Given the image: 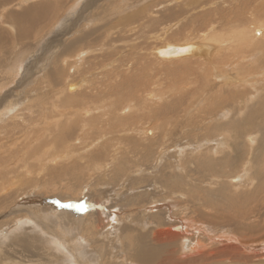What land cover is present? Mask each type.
Masks as SVG:
<instances>
[{"label":"rangeland","instance_id":"374dc122","mask_svg":"<svg viewBox=\"0 0 264 264\" xmlns=\"http://www.w3.org/2000/svg\"><path fill=\"white\" fill-rule=\"evenodd\" d=\"M42 2L50 10L32 25L0 19V264H190L210 252L195 263L257 264L202 230L264 235L241 232L264 227V169L245 138L264 143L253 125L264 126V34L250 33L264 0H0V12ZM187 42L199 50L189 58L154 53ZM226 112L243 135L219 129ZM219 137L231 148L217 157ZM178 219L206 250L182 259L169 234L158 238L182 233Z\"/></svg>","mask_w":264,"mask_h":264},{"label":"bare ground","instance_id":"6f19581e","mask_svg":"<svg viewBox=\"0 0 264 264\" xmlns=\"http://www.w3.org/2000/svg\"><path fill=\"white\" fill-rule=\"evenodd\" d=\"M31 1H37V0H24V4H29ZM22 3V5H24ZM3 6V5H2ZM54 6H56V4H54ZM51 7V6H50ZM50 7H49V4L46 3V2H42L40 4H37L35 5V7H33L32 5L27 7L26 9V13L25 15H23V12L20 11V12H8L7 15H8V20L5 18L7 17L6 15H3V12H0V19H3L5 20L6 23L10 24V25H19L20 27L22 25H24L23 27H25V24L28 23V24H34L35 23V20L37 18V16H40V14H43V13H46L50 10ZM53 7V6H52ZM32 8H34V12H32ZM32 12V13H31ZM3 17V18H2ZM38 20V19H37ZM74 22V21H73ZM72 22V23H73ZM262 22L260 23H256L252 26V31L250 33H254V31H256L257 28L259 27H262L260 29L257 30V33L258 34H264V25L261 24ZM15 28V27H14ZM28 30V29H27ZM23 31V30H22ZM25 31V30H24ZM212 33H208V35H204L203 38H201V40H206V41H211L213 42L215 45V48H217L218 46H222L224 44L223 42V39L220 38V36L217 38L211 36ZM242 35H245V33H243ZM253 37V36H252ZM220 38V39H219ZM250 39V38H249ZM249 41V40H248ZM210 42V43H211ZM193 43V42H192ZM196 43V42H195ZM169 43H167L166 45H168ZM187 44H191L190 42H187V43H184V44H180L181 45H187ZM197 44V43H196ZM193 43L194 46H196L197 48L194 50V53L195 52H198V46ZM203 44V43H202ZM206 44V43H205ZM165 45V46H166ZM177 45V44H175ZM201 45V44H200ZM164 46V47H165ZM211 46H212V43H211ZM209 47V46H208ZM202 48V47H201ZM206 48V46H205ZM212 48V47H210ZM158 49V48H157ZM157 49L154 50V53L157 52ZM217 51V50H216ZM215 51V52H216ZM192 54L190 55H183V56H178V57H173V58H162L158 55V57H160V59H166V60H180V59H186V58H189ZM195 55V54H194ZM15 57V56H14ZM15 59V58H14ZM13 59V61H14ZM17 60V59H16ZM11 63V60L9 61ZM17 62V61H16ZM5 63V62H4ZM19 63H17L18 65ZM6 65V63H5ZM20 65V64H19ZM4 67V66H3ZM7 67V66H6ZM14 67H17V66H14ZM13 67V73H17L18 71V68L17 67L16 69ZM21 68V67H20ZM3 70V69H2ZM9 69L6 68L5 70V74H9V76L11 75L13 77L12 74L9 73ZM10 76V77H11ZM11 77V78H12ZM8 83V82H7ZM10 83V81H9ZM5 84V83H4ZM2 86H0L1 88ZM4 87V85H3ZM70 87L72 88L73 86L70 85ZM2 89V88H1ZM1 91V90H0ZM252 97V96H251ZM249 98L247 99L246 101L248 100H251L252 98ZM245 101V102H246ZM258 105V102L257 104L255 103L254 106L250 107L247 111V117L248 115H253L252 118L253 120L255 119L256 116L259 115V113H255L253 111H251L252 109L254 110L255 107ZM257 109V108H256ZM90 113V112H89ZM242 113V112H240ZM228 116V119L225 120L227 118V116H223L222 118H219V119H224L223 121H226V122H221L219 124V129L222 130V131H230L232 132L233 130L241 133L239 135H243V133L241 132L243 129H242V120L238 118V121L240 123V125L236 124L233 125L232 122L233 120V115H231L230 112H226V114ZM220 117V116H219ZM232 117V118H231ZM243 117V116H242ZM233 119V120H232ZM249 119V118H248ZM242 121V122H241ZM247 121V120H246ZM245 121V122H246ZM254 122V121H253ZM252 122V123H253ZM244 123V122H243ZM244 125V124H243ZM254 127L255 128H260L261 131L263 132L264 131V126L263 124H260V123H253ZM244 127V126H243ZM253 127V128H254ZM218 128V127H217ZM216 127H214V129H217ZM250 129H251V126H250ZM244 131V130H243ZM146 133V132H145ZM228 133V132H227ZM220 136V135H219ZM245 138L247 139V147H248V152H247V155L252 151L254 157H255V167L256 165L258 164V162L260 163V165H258L256 168H259V169H264V146H262L264 143H262L260 141V143H262L260 145V143L258 144L257 140H258V135L256 134H250V135H246ZM263 139V137H262ZM226 142H229L228 140H224L223 138L219 137L215 140V143L216 145L215 146H212L210 148V151L211 153H214L213 155L214 156H219L218 153H221V152H224L225 149H230L231 146H229ZM262 146V147H261ZM226 147V148H225ZM246 148V147H245ZM234 152L237 151V149H233ZM240 152V150H238L237 152L235 153H238ZM233 152H227L226 154H223V156H225V158H228L230 160V163H235V157L233 154ZM221 158V157H220ZM219 158V159H220ZM206 160H209L207 162V164H210V166L212 167H215L216 166V160L214 159H206ZM251 159H248L245 163L247 166V163L250 161ZM217 167V166H216ZM255 172V171H254ZM260 171L257 172V175H259ZM245 174H241L237 177H234L232 178V181H233V185L235 186L236 190L238 187L241 186V181H242V177L244 176ZM261 178V177H260ZM260 181V180H259ZM261 182V181H260ZM260 184V183H259ZM256 189V188H255ZM217 191V190H215ZM238 191V190H237ZM236 191V192H237ZM218 192V191H217ZM238 193V192H237ZM234 195V194H233ZM253 195H254V191H253ZM252 196V193L251 195ZM256 196V195H255ZM249 198V197H248ZM255 198V197H254ZM253 198V199H254ZM25 201H29V199L27 197H25ZM264 199V198H263ZM252 200V199H251ZM259 200V199H258ZM244 202V200H242ZM257 201V200H256ZM260 201V200H259ZM264 202V201H263ZM262 203V202H261ZM231 205V203H229ZM234 204V203H233ZM264 205V203H262ZM262 204L260 206H262ZM217 205V204H215ZM239 205H241L239 203ZM213 206V205H212ZM231 207V206H229ZM244 208V207H243ZM248 208V207H247ZM28 208H26L27 210ZM240 209V208H239ZM239 209H238V213H239ZM217 210V209H216ZM221 210V209H220ZM258 210H261L262 214H261V217H263V221H264V209L263 207L262 208H259ZM31 209L30 210H27L26 212L29 213L30 216H33L31 214ZM218 211V210H217ZM241 211V210H240ZM246 211V210H245ZM216 212V211H215ZM219 212V211H218ZM247 212V211H246ZM101 213V212H100ZM242 213V212H241ZM103 214V213H102ZM242 216V215H241ZM204 218V217H203ZM180 222L181 225H179L178 228L180 229H183L184 231L182 233L180 232H173L171 229L169 230H164L163 233H160L158 234V238H162L164 235H167L169 234L168 236L173 238V243L178 247L177 249L175 248V253L179 255V258H182V259H185L186 257H195L197 254L201 253V250L202 248H205V245L204 243L203 244H200L199 242V239L200 240H204V238L202 239L201 236L199 235V233H202L203 232V235H205L207 238L205 240H207L209 243H212V244H217L219 248L223 249V253L225 250H228L231 251V255L232 257H234L237 261H244L245 263H251V262H258L257 264H264V235L262 237H257L258 235L260 236L261 232H264V227L261 225H257L255 227H250V228H244V230H242L241 232H243V234L246 236H256L257 238L253 239V240H244V239H241V238H238V237H235V236H229V235H225L224 237L222 235H218L216 237H213L210 233H208V231H203L201 232V230H198V229H195L193 228V222H190V224L188 225V221L187 220H183V219H178V223ZM258 222V221H257ZM257 224V223H256ZM188 225V226H187ZM205 226V225H204ZM185 227H188V232L185 231ZM247 227V226H246ZM206 228V226H205ZM208 229V228H207ZM218 230V229H217ZM223 230V229H222ZM219 232V231H218ZM230 234V233H228ZM242 234V233H241ZM234 235V234H233ZM165 238V237H164ZM188 238H193L192 242L188 239ZM253 238V237H252ZM248 239V238H247ZM190 241V242H189ZM189 242V243H188ZM203 242V241H202ZM187 243L189 244L188 247H187ZM208 243V244H209ZM214 246V245H213ZM212 246V247H213ZM216 246V245H215ZM207 247V246H206ZM211 247V246H210ZM216 248V247H215ZM206 250V248H205ZM210 250V248H209ZM212 251H213V248H212ZM219 251V250H218ZM174 253V252H173ZM174 253V254H175ZM218 253V252H217ZM203 254V253H202ZM205 254V253H204ZM204 254L202 255L201 258H198V259H194L193 263L197 262L198 260L200 261H204V260H211L213 258H215V256L213 255L214 253L210 252L208 254L207 252V256H204ZM227 254V253H226ZM225 254V255H226ZM230 255V256H231ZM171 256V255H170ZM199 256V255H198ZM217 257V256H216ZM224 257V256H223ZM217 259V258H216ZM179 260V259H178ZM176 261V258H174L173 256L172 257H169L167 258L166 260L164 259V261L161 262V264H180V261ZM220 260V259H219ZM224 260V259H223ZM185 261V260H183ZM200 261V262H201ZM214 261V260H213ZM212 261V262H213ZM217 261V260H216ZM222 261V260H221ZM186 262V261H185ZM184 262V264H185ZM220 262V261H219ZM190 263V262H189ZM192 263V262H191ZM190 263V264H191ZM192 263V264H193ZM196 264V263H195ZM205 264V263H204ZM209 264V263H208Z\"/></svg>","mask_w":264,"mask_h":264},{"label":"water","instance_id":"95a60500","mask_svg":"<svg viewBox=\"0 0 264 264\" xmlns=\"http://www.w3.org/2000/svg\"><path fill=\"white\" fill-rule=\"evenodd\" d=\"M197 47L193 44L187 45H175V44H168L165 47H161L157 49V55L162 58H173L178 56H185L194 53V50Z\"/></svg>","mask_w":264,"mask_h":264}]
</instances>
